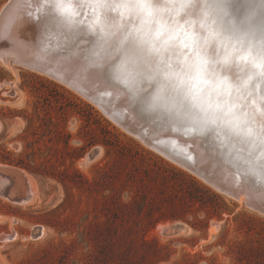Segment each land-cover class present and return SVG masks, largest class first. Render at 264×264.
<instances>
[{
  "label": "rangeland",
  "instance_id": "374dc122",
  "mask_svg": "<svg viewBox=\"0 0 264 264\" xmlns=\"http://www.w3.org/2000/svg\"><path fill=\"white\" fill-rule=\"evenodd\" d=\"M4 165L30 175L36 196L20 205L0 192V264H264V214L157 153L69 86L0 61ZM196 220L207 226L187 223ZM177 221L189 230L158 227Z\"/></svg>",
  "mask_w": 264,
  "mask_h": 264
},
{
  "label": "snow or ice",
  "instance_id": "6c2138e0",
  "mask_svg": "<svg viewBox=\"0 0 264 264\" xmlns=\"http://www.w3.org/2000/svg\"><path fill=\"white\" fill-rule=\"evenodd\" d=\"M45 3L50 4L63 26L73 28L77 13L72 0ZM85 3L93 13L97 8L108 10L122 22L128 13L126 23H131L134 15L139 26L129 31L126 24L116 25L94 15L86 29H77L89 35L92 56L97 55L96 50L117 44L124 55L115 68L107 60L97 66L92 59L80 64L79 71L92 69V74H103L117 90L124 85L143 111L178 120L192 118L206 132L254 137L264 146V0H249L250 4H259L262 12L257 17L256 11L250 10L239 22L231 12L234 0H77L79 7ZM166 15L174 16L175 22L165 23ZM187 16L198 19L186 20L182 28L179 20ZM197 24L201 34L195 31ZM121 31L127 33L123 39ZM181 33L189 54L174 66L166 54L181 39ZM225 41L230 42L229 46L217 63L235 66V82L217 78L210 71V56L216 55V46ZM149 62L156 66V74L151 77L153 86L147 90L135 87L140 69ZM205 92L209 96L215 93L217 102H206ZM233 93L240 103L232 101ZM221 98L225 103L219 102ZM257 160L264 176V159ZM260 187L264 190V183Z\"/></svg>",
  "mask_w": 264,
  "mask_h": 264
},
{
  "label": "water",
  "instance_id": "95a60500",
  "mask_svg": "<svg viewBox=\"0 0 264 264\" xmlns=\"http://www.w3.org/2000/svg\"><path fill=\"white\" fill-rule=\"evenodd\" d=\"M50 7L45 0H7L3 4L0 9V58L69 86L125 131L219 193L236 198L245 191L250 199L244 204L264 214V190L260 187L264 176L257 160V157L264 159V146L254 137L206 132L192 118L178 120L166 114L143 111L132 101L124 85L117 90L105 75L92 74V69L79 71L80 64L92 59L97 66H103L107 60L115 68L124 54L117 44L96 50L97 55L93 57L90 37L63 26ZM128 20L119 25L126 24L129 31L139 26L133 21L126 23ZM126 34L121 31L119 36L123 39ZM173 52L169 48L166 59L175 66L181 60ZM140 72L135 87L150 89L153 86L151 77L156 74L155 64L149 62ZM204 99L217 102L215 93L209 96L205 92ZM219 102L225 103V100L221 98ZM97 153L98 147H94L88 156L92 159ZM10 168L0 166V192L17 201L26 200L30 195L29 185L12 176ZM179 227L173 224L168 229L177 232Z\"/></svg>",
  "mask_w": 264,
  "mask_h": 264
},
{
  "label": "bare ground",
  "instance_id": "6f19581e",
  "mask_svg": "<svg viewBox=\"0 0 264 264\" xmlns=\"http://www.w3.org/2000/svg\"><path fill=\"white\" fill-rule=\"evenodd\" d=\"M72 3H73L74 10L76 11L77 15L75 16V24L73 25V28L71 30H73L77 34H81V35H85V36L88 35L86 33V31L85 32H81V31H79L77 29H79V28H85L86 29L87 25L92 22V20L94 18V15L95 16H102L106 21H109V22L114 23L116 25H119L122 22L120 20V18L118 16H116L115 13H110V12H108V10H102V9L97 8L95 10V13H93L92 8L88 7L86 3H85V6H83V7L77 6V0H72ZM253 9L256 11L257 17H259V15L262 12L259 4H250L249 0H234L231 12H232L233 17L236 19V21L239 22L250 10H253ZM113 17H115L114 20H113ZM126 19H129L128 13H125L124 21ZM163 19H164V22L169 24V25H171V24H173L175 22V17L174 16H167L166 15V16H164ZM194 19H198V18L196 16H187V17H184V18L180 19L179 23H180L181 27L183 28L184 25H185V21L186 20L187 21H191V20H194ZM131 20L133 22H135V24L138 23V21H137V19H136V17L134 15L131 17ZM188 30L191 31L192 29L189 28ZM195 31L197 32V34H201L200 33V29L198 27V24H197V26L195 28ZM229 43L230 42L225 41L223 45H217L216 46V55L210 56V60L212 62V65L210 67V71L213 72L214 75L217 78H226L228 80H231V81L235 82V76H236V71H237L235 66L234 65H221L220 63H217L218 59L223 57L224 49H225V47L229 46ZM170 48H171L172 51H174L173 53L180 60H182L186 54H189L188 50H186L183 47L182 33H181V39L180 40H176L172 44V46ZM0 61H1V63L3 65L8 67L9 69H11V70L15 69V64L11 63L7 58H5V59L4 58H0ZM231 99L234 102L240 103V101L236 100L235 93H233ZM244 111L245 112H250V109L245 108ZM10 174L12 176H14L15 178H20V179L26 181V183L28 185L32 182L31 181L32 177H30V175L25 174V176H24V174H22V173H20V172H18L16 170H13V169H10ZM29 190H30V195H29V197L26 200H22L21 203H17V202H13V203L20 204V205H25V204L30 203L31 201H33L35 196H36V192H34L35 191L34 187L32 189L29 186ZM232 199L236 200L237 202L242 204V203H244L245 200L250 199V196L245 191H242V193L239 194L238 197L232 198ZM7 200H9V199L7 198ZM24 201H26V202H24ZM173 224H179L180 225V227L177 230V232H172V231L170 232L169 231L168 228L171 225H173ZM158 227H159V229L161 231L167 232V233H172V234L181 233V232H187L189 230L187 225L186 224L184 225L182 223V221H177V222H174L172 224H166V225H163V226L159 225Z\"/></svg>",
  "mask_w": 264,
  "mask_h": 264
},
{
  "label": "trees",
  "instance_id": "16d2710c",
  "mask_svg": "<svg viewBox=\"0 0 264 264\" xmlns=\"http://www.w3.org/2000/svg\"><path fill=\"white\" fill-rule=\"evenodd\" d=\"M87 104V103H86ZM89 106V104H87ZM90 108H92L90 106ZM2 161H5V159L3 158ZM199 186H201L202 189H204L205 191H207L208 193H210L213 197L223 201V199L220 197V195H218L216 192H214L213 190H211L208 186L204 185V184H198ZM200 207L203 209V206L200 205ZM206 215L208 218H210L211 216L215 215L218 218H220V214L218 211L216 210H209L206 209ZM170 218H183V216H181L180 214H171L169 216ZM187 223L194 229H203L207 226V220L206 222L203 220H196V221H187Z\"/></svg>",
  "mask_w": 264,
  "mask_h": 264
}]
</instances>
